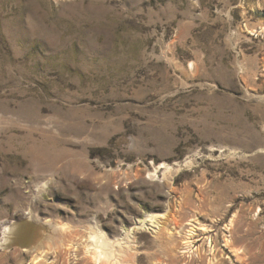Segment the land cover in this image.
<instances>
[{
  "label": "rangeland",
  "instance_id": "374dc122",
  "mask_svg": "<svg viewBox=\"0 0 264 264\" xmlns=\"http://www.w3.org/2000/svg\"><path fill=\"white\" fill-rule=\"evenodd\" d=\"M200 224L264 264V0H0V264H210Z\"/></svg>",
  "mask_w": 264,
  "mask_h": 264
},
{
  "label": "bare ground",
  "instance_id": "6f19581e",
  "mask_svg": "<svg viewBox=\"0 0 264 264\" xmlns=\"http://www.w3.org/2000/svg\"><path fill=\"white\" fill-rule=\"evenodd\" d=\"M152 222L158 225L157 221L154 222V220H153ZM145 223H143V226L145 225ZM190 225H192V224H190ZM234 225H235V221L233 220L231 222V227ZM20 228H21V226H20ZM10 229H11V227L5 228L4 237H7L6 234L10 232ZM214 229H215L214 226L206 227V226H203L200 224L199 231L202 233V235H204V237H202V236H199V234H197V230H195V227L193 226V228H191L185 234L186 238H184L183 244L186 246L187 250H190V252L192 250H194L193 253L197 255L199 260H203L205 255L208 253L210 264H222L223 257H224V251L222 250L221 246L219 245V236L212 234L214 232ZM18 231H20V230H18ZM23 233H24V235H26L28 232L26 234H25V232H23ZM234 234H235V231L232 230V235H234ZM17 236H19V235H17ZM204 239L209 241V249H207L204 245L203 246L198 245ZM4 241L0 243V246H2L3 244L6 243V240H4ZM18 241H19V239H18ZM90 242L92 243L91 249H90L91 258L96 262V264H110V263L125 264L124 258H125V255H127L128 248H126V246L124 247L121 242H119L121 244H118L117 246H115L114 242L112 243L105 235H102L99 232H96V233L91 235ZM14 243H15V240H14ZM18 243H21V242H18ZM224 243H225V247H227L228 249H231V250L233 249L234 252H236L238 255L242 252V249L237 248V242H236L234 237H232L231 239L226 238L224 240ZM28 244H30V242ZM43 261H44L43 258L36 257L33 259L32 264H43Z\"/></svg>",
  "mask_w": 264,
  "mask_h": 264
}]
</instances>
